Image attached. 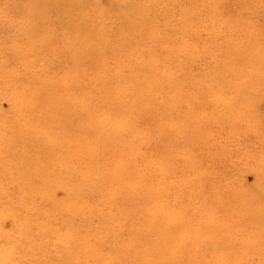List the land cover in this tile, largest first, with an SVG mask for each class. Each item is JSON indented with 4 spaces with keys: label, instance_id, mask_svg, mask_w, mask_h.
<instances>
[{
    "label": "bare ground",
    "instance_id": "6f19581e",
    "mask_svg": "<svg viewBox=\"0 0 264 264\" xmlns=\"http://www.w3.org/2000/svg\"><path fill=\"white\" fill-rule=\"evenodd\" d=\"M132 1L97 14L89 5L95 0H8L6 25L0 17V95L11 96L13 107L0 122L16 131L0 139V176L22 193L8 206L0 201V223L14 217L22 237L18 243L1 227L0 264H12L5 251L25 253L26 239L38 243L50 231L41 213L19 212L35 195L37 210L57 213L68 229L85 217L95 232L85 239L68 231V243L54 246L48 264H264V94L250 96L264 87V35L248 27L245 40L222 48L225 73L234 79L220 84L234 88L232 100L211 99L210 88L188 82L190 75L178 79L188 88L181 91L171 77H159L165 69L158 51L176 47L164 50L157 0L149 7ZM195 5L209 9L211 21L240 23L238 15L225 19L224 0H191L187 20ZM101 17L105 28L95 25ZM122 42L150 45L149 61L135 62L127 74H143L145 92L136 93L126 76H111V63L123 64ZM16 62L31 73L17 75ZM247 160L261 167L248 187L237 176ZM98 197L105 198L101 206ZM107 219L128 222L117 239L100 234L97 223Z\"/></svg>",
    "mask_w": 264,
    "mask_h": 264
},
{
    "label": "rangeland",
    "instance_id": "374dc122",
    "mask_svg": "<svg viewBox=\"0 0 264 264\" xmlns=\"http://www.w3.org/2000/svg\"><path fill=\"white\" fill-rule=\"evenodd\" d=\"M94 9L96 10L97 14L102 11L105 5L112 4L114 7L116 4H123L127 3L129 0H95ZM133 2L132 0H130ZM142 6L149 7L152 5V0H141ZM199 2H204L206 0H198ZM224 0V5L221 6L223 15L225 19L228 17L237 18L240 23L238 24H229L228 22H220L219 18L214 19L211 21L207 19V13L209 9L200 7L195 5L196 10L190 16V19H186L183 12H189L190 2L191 0H157L155 5V10L162 12L164 16L161 18V31L167 34V39L165 40V48L175 46V50H171L170 54H167L166 51H158V59L162 60L163 62L159 65L165 69L162 73V77H159L164 82H170L168 80L163 79L164 77H171L176 83V89L185 90L188 89L186 86H183L182 83L178 81L184 75H190L191 79L188 82L194 81L201 83L203 86L210 88L211 96L209 98L215 99L214 96L221 95L228 101L232 100V96L229 92L233 89H228L222 87L220 83L225 82L227 78H233L231 74H226V64L227 62L221 58L220 52L223 47L227 46L229 42L236 41H243L245 40V29L248 27H252V31L257 33L258 35H264V0H255V4L252 3L250 0ZM8 0H0V17L1 25H6L8 20L9 13V6ZM134 7V6H131ZM116 8V7H115ZM9 13V14H8ZM17 20H20L21 17L17 15ZM96 26L101 28H105L107 25V20L101 18H97ZM204 24L205 28H198V24ZM61 35H64V31L59 28L58 29ZM177 30L181 31V35L177 36ZM173 38H171V37ZM259 45H264V37L260 38ZM125 46L122 52L119 55V61L123 62L122 65L117 64L115 61L111 63V76L118 80V75L123 77H127V79L133 82V88L135 91L138 92H145L148 89L147 82L142 80V76H131L127 75L130 67L135 66V62L139 60L142 61H149L146 56L148 51V46H137V45H127L122 42ZM254 44V43H253ZM256 45V44H254ZM250 47V46H249ZM256 47V46H251ZM2 54L0 53V59ZM20 62H16L14 67L17 71V75L30 74L31 69L30 66L25 68ZM44 63L40 64L39 66L42 68ZM66 67V65H65ZM69 68V67H66ZM65 68L58 69V74H65ZM44 72L43 70H38V72ZM143 72V71H142ZM123 73V74H121ZM230 76V77H228ZM158 78V76H156ZM234 79V78H233ZM239 85H235V92L238 90L236 89ZM165 90V86L163 85ZM164 90L161 92L163 95ZM167 94L173 95L174 90L169 88L166 89ZM99 92V90H98ZM264 94V87H260L258 90L253 91L250 96L254 97V99H261ZM99 95L104 96L105 93L101 92ZM247 95V94H246ZM162 96H160L161 98ZM169 105L172 103L171 101L167 102ZM13 107V101L11 96L9 95H0V109L4 111L0 114L3 115L5 112L11 111ZM12 131H16L14 127L10 124H3L0 122V139L5 138V135L12 134ZM9 137V136H7ZM249 160V159H248ZM242 162L241 168L237 171V176L240 180H242L246 187L254 186L257 184L260 178V165L255 162L252 164L249 161ZM5 161V158H4ZM172 180V187H179V181H176L175 178ZM11 178L7 176H0V184L3 191H1L0 201L4 206L10 205L11 199L15 196L21 195L22 191L20 188L11 185ZM66 194V190L64 188H59L56 190V195L58 197H64ZM41 200L40 195H35L31 199H29L27 206L21 209V213H26L27 215H37L41 213L43 217L40 218V222L45 224L50 228V231L44 235H38L41 238V242L36 243L35 240L26 239L24 241L23 250L25 253H21L18 247L10 248V251H5V256L7 254L10 255L9 259L12 264H38L37 259L39 258V262L48 264L49 262V254H55L54 246L57 244L68 243V231H72L78 237H83L85 239L91 237L92 233H95L89 226L88 221L85 217H77L72 221L73 225L70 229H68V221L63 217L59 216L57 213L48 212L44 213L41 212L40 209L37 210V207L34 203H37ZM105 198L98 197L97 200L94 202L96 206H101ZM10 201V202H9ZM45 204V201L43 202ZM112 203V202H110ZM108 203V205L110 204ZM112 209H115V204L112 205ZM72 208L68 209L69 218L73 219L72 217ZM39 219V218H38ZM15 219L14 217H6L2 223H0V230L2 227V231H12V237L21 243L22 233L20 229L13 228ZM36 222V221H35ZM120 222L121 223L120 225ZM116 221L111 219H107L104 221H99L97 223V227L100 231V234L107 238L111 235L112 239H117V232L120 231L121 228L126 227L128 224L125 223L126 220L124 219L121 221ZM13 228V230H12ZM106 230H110V234L106 232ZM1 233V231H0ZM5 243H7L5 241ZM2 246V245H1ZM1 248V247H0ZM48 248V250H47ZM3 253V250L0 251ZM102 253L104 256H108L111 254V251H103ZM92 262L86 263L91 264Z\"/></svg>",
    "mask_w": 264,
    "mask_h": 264
}]
</instances>
